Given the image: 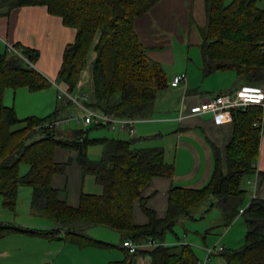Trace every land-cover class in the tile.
Here are the masks:
<instances>
[{
	"label": "trees",
	"instance_id": "1",
	"mask_svg": "<svg viewBox=\"0 0 264 264\" xmlns=\"http://www.w3.org/2000/svg\"><path fill=\"white\" fill-rule=\"evenodd\" d=\"M158 1L0 0V9L9 13L17 7L40 5L61 17L65 25L76 29V37L64 53L59 83L75 91L83 70L90 64L88 85L92 97L86 103L112 115L142 119L151 114L159 92L170 85L165 71L148 55L134 28L135 18L147 13ZM206 2L207 36L201 46L206 74L231 69L244 83H262L264 10L258 6V0ZM35 52L21 53L33 64ZM91 52L94 56L90 60ZM50 84L19 55H0V195L3 205L14 210L20 186H31L33 207L57 223H73L76 227L66 231L62 227L40 229L0 223V237L16 231L61 239L62 230L72 242L81 240L85 245L103 246L105 243L89 239L82 232L91 226H106L119 231L124 240L159 243L134 254L127 251L126 259L109 264H135L134 257L142 255L150 256V264H198L199 257L191 244L169 245L165 238L181 219L193 218V212L207 200L210 209H222L226 226L240 215L246 194L242 182L254 171L253 164L259 155L263 109L250 105L235 111L225 159H217L209 183L201 189L171 187L167 214L160 218L147 207L143 192L154 177H171L174 173L163 148H136L133 140L90 138L89 129L61 130L53 125L61 119L59 110L44 118L20 119L14 107L4 104L7 88L40 91ZM97 144L104 145L105 150L99 160H92L88 149ZM58 146L77 151V161L84 173L94 175L103 188L101 193L83 192L78 207L60 200L58 190L51 186L52 175L65 172L69 165L55 162ZM22 163L29 165L25 175L20 174ZM137 200L149 217L146 225L134 223ZM242 214L248 228L244 245L224 250L221 256L228 264H264V199H253Z\"/></svg>",
	"mask_w": 264,
	"mask_h": 264
},
{
	"label": "crops",
	"instance_id": "2",
	"mask_svg": "<svg viewBox=\"0 0 264 264\" xmlns=\"http://www.w3.org/2000/svg\"><path fill=\"white\" fill-rule=\"evenodd\" d=\"M206 4V0H159L147 13L135 18L134 28L141 43L146 47L148 55L163 68L168 80L171 81L174 76L182 73L187 75V80L177 87L168 86L172 89L171 97L160 106L159 110V113H165V115H162L159 121L150 124L142 123L136 127L140 123L141 119H139L135 125V137L120 128L109 125L101 126L118 132L117 135L102 138L133 140L136 148H146L145 141L152 138H159L163 143L158 147L164 149L165 160L168 164L173 165L174 173L171 177H154L143 192V195L147 197V207L160 218H164L167 214L171 187L201 189L209 183L217 159L224 161L227 144L233 135V123L217 126L212 114L192 115L191 107L221 93H234L242 85L248 84L244 83L231 69H219L206 74V65L201 50L206 37L203 32L207 27ZM258 6L264 10V0H258ZM75 37L76 29L65 25L63 19L51 14L46 6H21L14 8L9 13L6 9H0V55L14 54L9 51L8 45H13L21 51H36L34 61L36 65L33 63V67L51 82L50 86L40 91H32L27 87L5 90L4 104L14 107L20 119L32 116L44 118L57 110H59L61 118L68 116L69 112L66 108L68 103L58 99V90L52 81H58L64 53L66 48L74 42ZM197 51L200 52L198 56H201L202 61L197 59L196 63L191 57L196 55L197 58ZM200 74L210 78V90L205 88L204 91L203 87L200 89L197 84L194 85L195 81L200 79ZM84 87L91 90L86 85ZM78 91L76 87L73 92L78 93ZM260 117H264V110ZM18 127L19 125L14 128ZM86 127H90V125H86ZM156 131H158L157 134L153 136ZM168 139L170 140L168 141ZM77 158V151L65 146L56 147L55 162L69 163V165L65 172L53 174L50 181L51 186L58 190L59 199L72 207L79 206L83 192L95 193L85 190L88 174L84 173ZM253 169L254 171L243 179L245 184L242 188L246 190L243 207L249 205L254 197L264 199V130L261 136L259 155L253 164ZM94 181L97 183L96 179ZM21 196L24 197V201L21 203L22 207L19 204ZM33 198L34 190L31 186H20L17 208L9 209V212L5 210L6 207L3 205L1 196L0 223H13L19 226L24 224L26 227L40 229L57 228L52 222L46 220V215L34 210ZM25 204L26 207L23 206ZM206 204L209 205V202L207 201ZM18 207L26 213L25 216L21 213V209L18 211ZM200 207L205 210L204 205H200ZM214 208L217 206L211 209ZM220 212L224 219L222 209ZM3 214H7V217ZM193 216V218L181 219L178 224L182 221L185 222L186 219L194 220L198 217L194 213ZM21 217H25L27 220L24 221V218ZM42 218H45L43 219L45 223L39 222ZM203 218L205 217L203 216ZM134 223L137 225L149 223V217L142 209L139 200L134 205ZM91 227H95L98 234L83 231L84 236L103 242L105 245H85L80 243L81 240L72 242L69 238H65V231L62 230L61 239L10 231L0 237V264H109L128 257L127 251L121 246L124 241L121 233L117 239L115 237L117 235H112L116 233L98 231L101 230L98 228L109 227ZM91 227H88V230ZM109 229L112 230L111 232H119ZM247 230L243 214H240L229 226L225 225V220L223 222L221 220L210 221V233L216 231V234L209 238L210 233L207 232L203 237V243L197 237L189 238L187 234L182 243L191 244L198 249H200L199 245H203L199 253L201 257L204 253L203 247L208 245V242L221 245L223 250L216 253L221 255L224 250L242 247ZM195 233L201 235L198 230ZM118 241L120 246L116 245ZM176 241L178 244L181 243L178 236ZM138 243L143 244L144 242ZM165 243L175 244V242H167L166 238ZM152 248L147 247L146 249ZM134 258L135 264H150L151 261L149 255L135 256Z\"/></svg>",
	"mask_w": 264,
	"mask_h": 264
},
{
	"label": "built area",
	"instance_id": "3",
	"mask_svg": "<svg viewBox=\"0 0 264 264\" xmlns=\"http://www.w3.org/2000/svg\"><path fill=\"white\" fill-rule=\"evenodd\" d=\"M8 49L10 52L22 57L30 66H34L15 46L8 45ZM186 80L187 75L182 73L174 76L170 85L172 87H177ZM52 82L57 87L59 100H65L68 104H75L77 106L76 111H72L68 116L54 121L53 125L61 127L62 125H69L72 122H84L85 125L95 126L109 125L127 131L132 137L136 136L135 125L139 120L138 118L112 115L103 110L93 109L86 103L91 100L92 95L90 90L84 87L88 85L87 77L81 75L77 83L78 93L70 91L59 83V81ZM250 105L260 106L264 110V81L260 84H244L236 90L234 95L231 93H221L213 98L206 99L192 106L191 114L198 116L212 114L215 124L217 126H222L233 122L235 111L241 108L244 109ZM260 126L264 127V117H260ZM254 199H256V197H254ZM248 206L249 205L240 209V214H242ZM158 244L159 243L155 241H148L142 244L132 239H125L121 246L129 253L134 254L140 249L155 247ZM222 250L223 246L221 245L205 247V259L199 260L198 264H206L212 259L213 255Z\"/></svg>",
	"mask_w": 264,
	"mask_h": 264
},
{
	"label": "rangeland",
	"instance_id": "4",
	"mask_svg": "<svg viewBox=\"0 0 264 264\" xmlns=\"http://www.w3.org/2000/svg\"><path fill=\"white\" fill-rule=\"evenodd\" d=\"M231 1L232 0H226L227 3H230ZM203 32L205 34L204 36H207V27L203 30ZM19 51H21V50H19ZM195 53H196V51H195ZM199 53L197 51V58H196V55H193V57H191L192 60L195 61L196 63H197V59L199 61H202L201 56H198ZM193 54H194V52H193ZM93 56H94V53L91 52L90 53V60H91V58L93 59ZM199 57H200V59H199ZM34 65H36V64L34 63ZM90 68H91L90 67V64H88L85 67V69L83 70V73H82V75L84 77H87L88 78V81L89 82H90V70H91ZM200 71H201V69H200ZM196 84H197L198 87H200V89L203 87V90L204 91L206 90L205 88H207L208 90H210V78L209 77H203L200 74V79H198V81H195V84L194 85H196ZM89 86L90 85H87V87H89ZM204 86H206V87H204ZM90 92L92 93V90H90ZM171 92H172V89H170V88L161 90L159 92L158 96H157V99H156L155 103L152 106L151 114L149 115V118H146V119H143L142 118L140 120V123L136 127H139V125L142 124V123H148V124H150L152 122L161 120L160 118L162 117V115H165V113H159V110L161 109L160 106H162L164 103H166L167 100L170 99ZM231 94L234 95L235 92L234 93H231ZM91 97H92V95H91ZM169 102L171 103V101H169ZM170 103H168V104H170ZM66 108L68 109V112L69 113H71L72 111H76L77 110V106L75 104H68V106ZM69 113H68V115H69ZM166 114H168V113H166ZM90 127H91V129H90ZM90 127H86V125L84 124V122H72L69 125H62L60 127V129L61 130H71V129L72 130H76V129H84V130H87V129H89L90 138L111 137L113 135H117L118 134V132L110 131V130H108L105 127L95 128L93 125H90ZM157 132L158 131H156V133H154L153 136H155L157 134ZM151 134L152 133H150V135ZM123 138H126V137H123ZM128 139H129V137H128ZM169 140L170 139H168V141ZM142 144H144V142H142ZM161 144H163V143H161V140L159 138H152V139H150L148 141H145V146L146 147L160 146ZM138 146H144V145H138ZM88 150H89L88 151L89 158H91L92 160H99L101 158L104 150H105V146L102 145V144L92 145V146L89 147ZM166 154L169 157V153L167 152ZM28 169H29L28 165L25 164V163H22L21 166H20V174L21 175H24L25 173L28 172ZM91 175L92 174H88V177L86 179L85 190L88 191V192L101 193L102 192V189H103L102 186L100 184H98V183H95V181H94L95 180V177L93 175L92 176ZM89 181H91V182H89ZM244 184L245 183L243 182L242 186ZM19 200H20V202H19L20 207H22L21 206V203H23L24 197L21 196ZM207 201L210 204V201L209 200H207ZM207 201H204L203 202L204 204L203 203L201 204V205H204L205 210H202L201 207H200V208H197L193 212L194 214H197L198 217H196L194 220H192V219L191 220L190 219H186L185 222L184 221L180 222L179 224L176 225V227L174 228V231L173 232H169L167 234V236H166L167 242H175V244H178V243H176V242H178V241H176L177 240V236H178L179 239L181 240V243H182L186 239L185 235L187 234V236L189 238L193 239V238H196L197 237L203 243V237H204V235H206L207 232L210 233V221H215V220H221V222L224 221L223 216H222V214L220 212V209L221 208L217 207V208H214V209L209 210L210 207H209V205L206 204ZM23 206L26 207V204L23 205ZM20 209L18 207V211ZM5 210L10 212V210L8 208H6ZM34 210L37 211V212H39V213H41V214H43L42 212L39 211V209H37L35 207H34ZM11 213H12V211H11ZM21 213L24 216L26 215V213H24L22 211V209H21ZM14 214H10V215H14ZM3 216L7 217V214H3ZM203 216L205 218L202 219ZM21 218H24V221L27 220V218H25V217H21ZM43 219H45V218L40 219L39 222H42L43 221V223H45ZM46 220L50 221V223L52 222L55 227H62L66 231L67 230H70V229H74L76 227V225L73 224V223L60 224V223H57L54 220H50L48 217H46ZM6 224H13V223H6ZM21 225L26 227V225H24V224H21ZM43 227H45V226H43ZM98 229H101V230H98V231H106L105 233H108L107 231H110L109 233H116V234H112V235H117V236H115V237H117V239H119V237H120L119 236L120 235V232H118V233L115 232V231L111 232L112 230H110L109 228H105V229L104 228H98ZM83 230H84V232H91L92 234H98V232H97V230H96L95 227L94 228L91 227L89 230H88V228H85ZM196 230H198L201 233V235H197L195 233ZM215 234H216V231L211 232L208 235V237L209 238H210V236L213 237ZM119 241L116 243V245L119 244L118 246L121 245L119 243ZM167 244L172 245L174 243H167ZM202 246L203 245H199V248L201 249ZM206 246L213 247V246H215V244H212V243L208 242V245H205L203 247V252H204L203 253V257H201V254H199L200 253V249H198V247H194L200 261L205 259L206 253H205V250L204 249H205ZM210 263L227 264V262L225 261V259L221 255H219V254L213 255L212 259L209 261V264Z\"/></svg>",
	"mask_w": 264,
	"mask_h": 264
},
{
	"label": "bare ground",
	"instance_id": "5",
	"mask_svg": "<svg viewBox=\"0 0 264 264\" xmlns=\"http://www.w3.org/2000/svg\"><path fill=\"white\" fill-rule=\"evenodd\" d=\"M124 251V250H123Z\"/></svg>",
	"mask_w": 264,
	"mask_h": 264
}]
</instances>
